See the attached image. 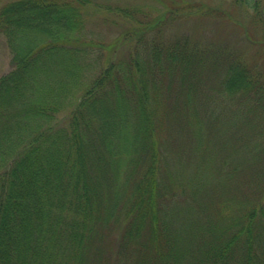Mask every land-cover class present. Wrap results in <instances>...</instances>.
<instances>
[{"label": "trees", "instance_id": "obj_1", "mask_svg": "<svg viewBox=\"0 0 264 264\" xmlns=\"http://www.w3.org/2000/svg\"><path fill=\"white\" fill-rule=\"evenodd\" d=\"M94 1L0 0L11 55L0 76V264H264V68L249 62L261 42L238 24L248 61L156 29L89 80L107 48L85 35ZM230 1L264 29V0ZM105 10L141 23L135 9ZM204 63L221 86L212 107L199 98L215 95ZM200 107L214 133L198 126ZM175 126L193 132L201 164L215 158L212 173L246 191L205 189L198 171L175 194L163 148Z\"/></svg>", "mask_w": 264, "mask_h": 264}, {"label": "rangeland", "instance_id": "obj_2", "mask_svg": "<svg viewBox=\"0 0 264 264\" xmlns=\"http://www.w3.org/2000/svg\"><path fill=\"white\" fill-rule=\"evenodd\" d=\"M94 2L95 7L87 6L85 7V13L83 12L86 20L85 35L93 41L105 44L107 48L101 51L104 58L99 59V62L93 65L90 74L87 75L89 80L96 75L102 66H106L109 62L115 60L119 53H128L130 50L129 41L135 40L147 31V33H155L157 32L156 29L163 32L162 36L165 39L186 35L200 40L212 48L238 49L245 52L243 55L249 61V57H254L250 49L254 46L247 41L246 36L242 33L243 31L238 29L240 23L250 29L249 34L256 41L261 42L257 46L262 47V52L257 56L255 55V58H252L249 62L256 63L259 67L263 65L262 68H264V38L260 40L261 37H264V29L257 22L252 21V13L234 5L230 0H95ZM113 6L140 11L142 16L138 20L145 28L140 29L141 23H135L134 20L128 21L119 16L116 17L114 12L105 10ZM116 42H119L120 48L117 45V50L114 51L110 46ZM90 55L95 58L96 52L93 51ZM213 65L214 63H204L201 74H199V77L202 78L201 82H210L211 87L217 79L213 74L215 70L211 68ZM10 69V50L5 37L0 33V76ZM172 90L178 91V86L174 85ZM194 90H191V93ZM212 90L215 95L211 98L207 97L206 92L202 95L201 92L199 93L200 102H203V106L212 107L220 101L221 86L214 85ZM201 110L198 126L204 131L205 135L208 134V131L214 133L217 128L214 125L211 126L208 122L210 114L208 111L205 114L203 107H200L199 111ZM66 115L67 112H63L60 117L64 118ZM176 124L181 125L183 123L177 121ZM243 127L247 132L249 126L244 124ZM194 137L193 132L185 126H175L164 134L163 148H165L164 161L166 163L164 178L168 185L172 187L174 193L178 194L179 190L186 188L187 181H194V176L198 171H202L206 176L205 189L210 188L211 184H215L214 187L218 194L230 193L233 188L239 190L243 188L242 191L245 192L248 183L244 180L240 182L235 177H231L222 181L217 178L219 172L213 174L216 171L215 168H212V165L215 167L218 162L215 158L211 163L206 161L201 164L203 157L196 152V146L193 147ZM206 157L209 156L206 155ZM210 164L211 173L207 168V165ZM116 238L117 235H114L111 238L112 240H108V243H111L112 246Z\"/></svg>", "mask_w": 264, "mask_h": 264}]
</instances>
